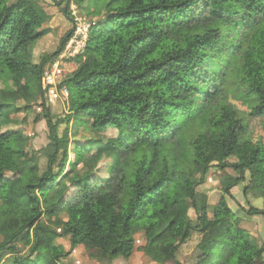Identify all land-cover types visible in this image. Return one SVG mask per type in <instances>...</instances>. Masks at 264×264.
Returning <instances> with one entry per match:
<instances>
[{"label":"trees","instance_id":"obj_1","mask_svg":"<svg viewBox=\"0 0 264 264\" xmlns=\"http://www.w3.org/2000/svg\"><path fill=\"white\" fill-rule=\"evenodd\" d=\"M54 2L75 24L70 5L85 0ZM50 19L39 0H0V264H73L79 244L100 264L139 254L185 264L177 252L193 233L206 254L195 264H264V238L242 223L264 208L237 211L226 197L244 183L264 198V0H109L86 19L83 51L58 85L63 118L41 77L71 28L32 60ZM36 103L49 129L44 167L11 128ZM227 168L230 184L223 175L209 202L198 188Z\"/></svg>","mask_w":264,"mask_h":264},{"label":"rangeland","instance_id":"obj_2","mask_svg":"<svg viewBox=\"0 0 264 264\" xmlns=\"http://www.w3.org/2000/svg\"><path fill=\"white\" fill-rule=\"evenodd\" d=\"M39 1L45 8H47V11L51 14V19L47 24V26L51 29V32L35 42L36 44L33 47L32 53V60L34 62L39 60L41 54L49 53L52 51V49H54V38L61 37L70 28L72 31L74 30V23H72V21L66 17L63 11H61V6H63V4L57 5L54 2L56 0ZM108 1L109 0H85L81 9L75 4H71L70 10L71 14L76 17L75 23L77 21L79 22L78 19H97L104 10V7ZM72 31L70 32V34L72 33ZM71 58L61 60L59 62H62L58 70L59 83L56 82L55 85L49 86L47 88L46 103L49 102L48 105L50 104L49 107L55 115V118H63L69 111L67 97L63 94L61 88H58V85L60 84L64 75H66L69 70H72L74 67H76L75 61L71 60ZM4 73L5 72L0 73V88H3L5 85L4 82H1V80H4L6 78V75ZM42 85L45 86V83L42 82ZM233 102H235L239 109L246 111V107L241 104L240 101L234 100ZM40 110V105L36 103L32 105V108L28 111L18 112L15 116H13V121L16 123V125L11 126V128L22 129L26 134L30 136V140L28 141L24 151L28 155L34 152L38 157L40 166L44 167L47 160L45 149L48 148L50 138L46 120L42 118L38 121H35V118ZM250 125L253 128L254 137L262 135V130L260 124L258 123V118H251ZM8 128L9 127L5 125L1 130H5ZM64 128L65 123L62 122L57 128L59 135L62 134ZM106 134L108 136H115L116 131L108 130ZM78 138L82 140L84 138V135L82 134ZM218 171L220 172L219 174L211 173V177H208V180H206V182L198 188L199 191H203L208 194V196L210 197L209 202H215L216 199L219 198L221 192L220 181L223 175L227 176L224 179V182H226V184H230L232 180V178H230L232 177V174L229 168L225 169V171ZM243 186L244 183H239L237 186L231 188V195L226 196L228 203L232 207V209L241 211V207L243 205L246 206L247 203L258 208H264V198L260 195L259 191L256 188H252L248 189L244 194ZM243 218H245V220H242L245 228L252 234L257 243L261 244V241L264 238V218L260 215H252L250 217L245 216ZM12 232L13 228H9L4 233L8 237ZM199 236L200 235L198 233H193V235L183 245H181L177 252V258L181 262L185 264H195L199 260L205 258L206 254L197 248ZM137 240H140V237H137ZM63 242L66 244V246H68V241L64 240ZM139 255L140 257H138V260L142 262L136 263V258L132 257L128 260H124L122 258L116 259L112 262V264H151L149 259H147L144 255ZM71 256L72 257H70L69 260H71L73 264H100L93 260L90 253L82 246V244H79L75 247Z\"/></svg>","mask_w":264,"mask_h":264},{"label":"built area","instance_id":"obj_3","mask_svg":"<svg viewBox=\"0 0 264 264\" xmlns=\"http://www.w3.org/2000/svg\"><path fill=\"white\" fill-rule=\"evenodd\" d=\"M74 24V30L65 41L61 51L58 54L57 59L50 65L44 68L41 81L45 85H55L56 82L59 83L58 65L61 60H66L68 58L74 57L77 54H81L85 45L87 38V31L89 28V22L86 19H78ZM63 94L67 97L68 90L66 87H61Z\"/></svg>","mask_w":264,"mask_h":264},{"label":"crops","instance_id":"obj_4","mask_svg":"<svg viewBox=\"0 0 264 264\" xmlns=\"http://www.w3.org/2000/svg\"><path fill=\"white\" fill-rule=\"evenodd\" d=\"M67 61H69V60H67ZM67 61H66V62H67ZM70 62H72V61H70ZM61 64H62V62L59 63L58 68H59V66H60ZM74 68H75V67H74ZM74 68H73V69H74ZM73 69H72V70H73ZM72 70H69L68 72H70V71H72ZM213 173H216V172L214 171Z\"/></svg>","mask_w":264,"mask_h":264}]
</instances>
